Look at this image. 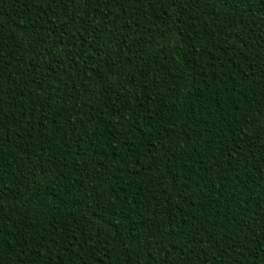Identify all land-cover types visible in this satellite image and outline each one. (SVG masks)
Segmentation results:
<instances>
[{
    "label": "trees",
    "instance_id": "1",
    "mask_svg": "<svg viewBox=\"0 0 264 264\" xmlns=\"http://www.w3.org/2000/svg\"><path fill=\"white\" fill-rule=\"evenodd\" d=\"M0 264H264V0H0Z\"/></svg>",
    "mask_w": 264,
    "mask_h": 264
}]
</instances>
